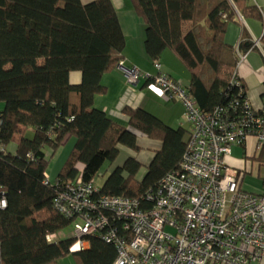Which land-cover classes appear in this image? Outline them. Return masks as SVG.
I'll use <instances>...</instances> for the list:
<instances>
[{"label": "trees", "instance_id": "16d2710c", "mask_svg": "<svg viewBox=\"0 0 264 264\" xmlns=\"http://www.w3.org/2000/svg\"><path fill=\"white\" fill-rule=\"evenodd\" d=\"M131 2L146 25L149 56L159 61L167 49L178 55L191 76L182 84L203 112L232 95L246 96L243 82L230 85L239 55L224 35L237 21L236 9L247 19L263 20L257 5L250 0ZM261 39L264 48V34ZM125 45L112 0H0V195L7 200L0 209V264H57L71 254L76 264H113L117 249L101 233L87 236L89 246L76 252L70 250L76 238L49 240L73 222L54 208L58 189L79 178L95 184L105 164L118 158L119 145L140 149L139 134L162 144L145 174L139 177L143 164L128 157L101 186L95 184L100 193L141 197L181 168L191 129L172 127L131 106L124 108L129 126H123L94 106L96 95L107 92L103 75L124 61ZM242 45L240 50L249 49ZM73 72L82 73L80 83L71 82ZM71 140L55 181L46 180L51 159Z\"/></svg>", "mask_w": 264, "mask_h": 264}, {"label": "built area", "instance_id": "2783aa9c", "mask_svg": "<svg viewBox=\"0 0 264 264\" xmlns=\"http://www.w3.org/2000/svg\"><path fill=\"white\" fill-rule=\"evenodd\" d=\"M243 57L239 54V64ZM154 66L153 76L124 61L118 65L130 84L145 75L184 105L191 133L181 168L141 197L102 194L82 178L61 185L53 205L73 219L76 240L70 250L86 248V237L101 233L117 249L113 264H264V191L243 189L245 170L226 161L232 146L246 144L250 136L264 149V105L256 109L246 92L203 112L160 61ZM230 83H242L236 69ZM6 205L2 193L0 209Z\"/></svg>", "mask_w": 264, "mask_h": 264}, {"label": "crops", "instance_id": "0c3cea01", "mask_svg": "<svg viewBox=\"0 0 264 264\" xmlns=\"http://www.w3.org/2000/svg\"><path fill=\"white\" fill-rule=\"evenodd\" d=\"M82 1L89 2L92 0ZM250 1L257 5L261 11L263 20L247 19L240 10L236 9L237 21L228 24L224 40L237 48L238 55L242 54L244 56L240 64L238 60L235 69L238 71L240 80L246 88L247 96L252 105L256 109H260L264 105V48L261 41L264 34V0ZM112 2L117 11L126 40L124 62L136 65L145 74H156L157 70L154 66V60L151 59L146 49V25L135 13L131 0H112ZM242 42L244 48L249 47L247 51L240 50L239 46L241 47ZM159 61L165 72L172 75L181 83L185 85L189 84L191 78L190 72L175 52L171 49L165 50L161 54ZM146 79L143 75L138 84H130L124 73L117 66L114 71L103 75L102 83L106 86L107 92L96 95L94 106L104 111L111 119L123 126H129V118L124 113V108L131 106L146 109L172 127L182 126L191 129L185 117L184 105L179 100L170 99L163 95L158 88ZM81 81V72H73L71 74L72 83L78 84ZM0 108H2L1 105ZM138 138L140 149L137 151L127 146L119 145L120 154L110 164V171L122 165L128 157H136L144 166L139 173V177L145 174L147 166L152 162L157 151L161 149L162 144L159 140L151 139L143 134H139ZM236 148L244 149L243 159L232 155V151ZM66 154V150L63 151L61 158H58L57 162L59 163ZM226 161L228 166L241 171L245 170L242 188L244 187L246 176L252 173L253 170H256L259 180L252 184L248 183L245 190L255 193L264 191V174L262 175L264 149L261 150L257 147V139L254 136H250L246 144L232 146L231 153L227 156ZM47 180H51L48 172ZM69 237L74 238V234ZM60 238L62 236L59 232L49 236L50 241H58ZM57 264L76 263L71 254L59 259Z\"/></svg>", "mask_w": 264, "mask_h": 264}, {"label": "rangeland", "instance_id": "374dc122", "mask_svg": "<svg viewBox=\"0 0 264 264\" xmlns=\"http://www.w3.org/2000/svg\"><path fill=\"white\" fill-rule=\"evenodd\" d=\"M184 65V64H183ZM185 66V65H184ZM186 70V69H185ZM73 145V140L69 141V143H67L66 145L62 146L58 151L57 153L55 154V156L51 159V162L49 164V167H48V176L50 175V179L52 182L55 181V178L57 176V174L59 173L60 169L62 168V166L64 165L67 157H68V154L70 152V149H71V146ZM67 152L66 155H64V157L60 160V162L58 163L57 160L58 158H61V154L63 151ZM244 149L241 148H236L234 149L232 152L234 156H237V157H240L243 159L244 157ZM252 171V170H251ZM110 174V164L107 163L105 164V166L101 169V171L99 172V174L97 175V177L95 178V184L99 187L102 185V183L104 182V180L108 177V175ZM264 174V168L262 169V175ZM259 179H258V176H257V171L256 170H253L252 173H249L247 176H246V180H245V184H244V189H246V186L249 184H252V183H255L257 182ZM59 234L62 236V237H69L71 235L74 234V228L72 225H68L67 227H65L64 229L60 230L59 231Z\"/></svg>", "mask_w": 264, "mask_h": 264}, {"label": "clouds", "instance_id": "9594fccd", "mask_svg": "<svg viewBox=\"0 0 264 264\" xmlns=\"http://www.w3.org/2000/svg\"><path fill=\"white\" fill-rule=\"evenodd\" d=\"M75 238V237H74Z\"/></svg>", "mask_w": 264, "mask_h": 264}]
</instances>
